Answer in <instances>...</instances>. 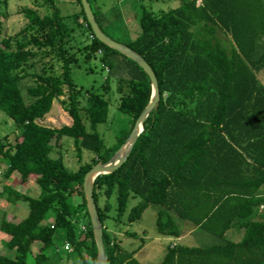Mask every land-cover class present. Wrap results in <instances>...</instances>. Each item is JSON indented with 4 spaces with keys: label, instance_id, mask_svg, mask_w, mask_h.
Returning a JSON list of instances; mask_svg holds the SVG:
<instances>
[{
    "label": "trees",
    "instance_id": "trees-1",
    "mask_svg": "<svg viewBox=\"0 0 264 264\" xmlns=\"http://www.w3.org/2000/svg\"><path fill=\"white\" fill-rule=\"evenodd\" d=\"M30 1L33 7L20 12L26 25L0 42V112L17 133L14 144L0 138V174L6 165L5 180L19 174L20 184H36L40 196L31 198L8 185L0 191L7 203L29 206V215L18 224L3 217L0 231L10 238L4 245L16 256L0 255V264H28L30 256L35 264H96L84 178L97 164L110 161L129 138L150 103L151 80L137 63L97 40L80 0L76 5L81 9L70 16L62 15L58 0ZM89 1L104 32L103 12ZM181 1L177 9L159 14L143 8L141 32L125 44L153 69L161 100L128 161L95 181L107 261L141 264L138 251L126 250L110 232V201L116 196V223H124L130 200L139 198L124 224L141 220L154 206L164 238L178 240L201 230L219 242L171 245L161 264H264V0ZM8 3L0 0V31L9 16L2 13ZM78 56L85 61L99 57L107 73L103 94L74 84ZM28 79L34 84L23 90ZM112 80L119 111L132 123L117 146L107 148L96 128L108 121L106 95ZM56 102L72 119L71 126L39 124ZM66 137L73 140L80 164L75 172L63 156L52 157ZM83 151L94 154L90 163L82 164ZM176 219L193 229L181 231ZM59 232L61 248L55 244ZM125 237L139 238L130 232Z\"/></svg>",
    "mask_w": 264,
    "mask_h": 264
},
{
    "label": "rangeland",
    "instance_id": "rangeland-1",
    "mask_svg": "<svg viewBox=\"0 0 264 264\" xmlns=\"http://www.w3.org/2000/svg\"><path fill=\"white\" fill-rule=\"evenodd\" d=\"M64 1V0H63ZM66 1V0H65ZM188 2L190 0H184ZM93 3V9L96 11V5ZM99 5L102 6V10L108 12L106 19L109 21L105 23L102 19V27L105 34L113 39L114 41L123 45L129 44L135 36L141 32L138 19L143 8L152 10L156 14L162 12H169L177 9L181 6V0H98ZM25 7H33L30 0H9L8 8L3 9L2 13L8 14V19L3 21V27L0 31V42L6 37L16 35L25 25L26 20L23 15L20 14L21 10ZM59 9L63 16H70L77 12L81 8L76 4H60ZM42 14H46L47 10L41 11ZM82 39H80L81 41ZM79 64L72 67V79L74 84L84 91H91L96 94H103V87L105 85V79L107 73L105 72L103 65L98 58L90 61H85L82 56H78ZM261 81L264 84V72L261 75ZM31 79L25 80L22 84L23 90L33 86ZM111 91L106 95V99L109 101V116L108 121L105 124H100L96 128V132L103 138L107 148H114L118 144L120 137L125 135L131 128L132 119L130 116L123 114L119 111V94L117 91V82L112 80L110 82ZM72 119L65 113L58 102L54 104L52 112L44 120L40 121L39 124L60 129L64 126H71ZM88 132H92L90 123L86 122ZM16 130L14 123L4 113L0 112V138L8 137V141L11 144L15 143ZM63 156L65 165L71 171H77L79 169V162L76 157V151L74 142L71 138H63L62 142L59 143L57 148L52 154L53 158ZM94 154L89 151H83V162L82 164L90 163L94 159ZM5 170L0 174L2 185L14 186V190L19 193L37 199L40 196V189L36 184H29L24 186L20 184L21 177L19 174H14L11 181L4 179ZM1 185L0 190L3 189ZM81 199L77 198L76 202L79 203ZM105 198L101 201V207H105ZM112 211L110 212V218H117V200L116 196L111 199ZM141 200L139 198L131 199L128 205V212L123 219L126 222L127 215L129 212L136 207ZM157 211L158 208L151 206L143 214L141 220L128 225L127 223H116L112 219L108 223L110 226V232L112 235L119 238L122 246L129 251H138L136 259L141 264H161L164 260L167 250L171 245H183V246H194V247H210L219 244L218 240L201 231L195 230L192 236L186 235L181 240L174 238H164L159 235L157 229ZM10 214H14L16 219L13 221L18 222L24 220L29 215V206L24 202H17L16 204H9L6 200L0 199V225L3 217H10ZM52 216V215H51ZM50 216V217H51ZM14 223V222H13ZM19 223V222H18ZM176 224L181 231L192 230L191 225L185 221L176 219ZM1 232V231H0ZM135 233L139 236L138 239H129L125 237V233ZM63 233L59 234L55 238L56 246L63 244L62 236ZM5 237L4 234H2ZM241 238L238 236L235 238L236 241ZM144 242H143V241ZM144 243V245H143ZM143 245V247H142ZM60 247V248H61ZM36 252V247L33 249ZM0 255L8 258H15L16 252L10 251L5 248V245H0ZM61 256L65 258V252L62 251ZM28 264H35L33 256H30L27 261Z\"/></svg>",
    "mask_w": 264,
    "mask_h": 264
},
{
    "label": "water",
    "instance_id": "water-1",
    "mask_svg": "<svg viewBox=\"0 0 264 264\" xmlns=\"http://www.w3.org/2000/svg\"><path fill=\"white\" fill-rule=\"evenodd\" d=\"M87 21L90 24L92 31L99 42L106 47L113 49L128 59L137 63L143 69L146 75L151 80L152 96L149 105L143 111L137 120L129 138L122 145V147L115 153V155L107 163H99L94 166L85 176L83 183V190L85 201L87 204L88 213L94 233V238L97 246V261L96 264H108L106 251L104 246V227L100 218L98 207L94 197V185L99 176L110 175L118 171L128 161L134 146L136 145L140 135L144 131V125L149 119L152 112L157 108L161 100V93L157 77L151 66L136 52L129 47L118 43L108 37L100 28L92 6L89 0H80Z\"/></svg>",
    "mask_w": 264,
    "mask_h": 264
},
{
    "label": "crops",
    "instance_id": "crops-1",
    "mask_svg": "<svg viewBox=\"0 0 264 264\" xmlns=\"http://www.w3.org/2000/svg\"><path fill=\"white\" fill-rule=\"evenodd\" d=\"M59 1V5L60 4H68L69 3V1H71V4H76V0H58ZM94 3H95V5H96V8H99V10H101L103 13V21L105 22V23H108L109 24V21H107V19H106V16H107V14H108V12H106V11H103L102 10V6L101 5H99V3H98V0H94L93 1ZM78 12V11H77ZM76 13V12H75ZM139 35V34H138ZM136 38H137V36H135ZM136 38H133V40H135ZM132 40V41H133ZM4 168H6L7 169V166L6 165H2L1 166V171L3 172L5 169ZM9 182L11 181V179L10 180H8ZM3 186V185H2ZM12 186V185H11ZM12 187H14V186H12ZM0 191H2V190H0ZM10 217H7V220L9 221V222H14L15 224H18V222L20 223L21 221H18V222H15V221H13V219H16V217H15V215L14 214H10L9 215ZM2 232H0V245H1V247L6 243V242H8L9 240H10V238L9 237H7L6 235H5V237H3L2 236ZM193 235V233H190V234H188V236H192ZM182 239V238H181ZM181 239H178V241L179 240H181ZM189 247H194V246H189ZM129 251V250H128ZM138 254V253H137ZM137 254L135 255V258L137 257Z\"/></svg>",
    "mask_w": 264,
    "mask_h": 264
},
{
    "label": "built area",
    "instance_id": "built-area-1",
    "mask_svg": "<svg viewBox=\"0 0 264 264\" xmlns=\"http://www.w3.org/2000/svg\"><path fill=\"white\" fill-rule=\"evenodd\" d=\"M66 249L70 251V249H69V246H68V245L66 246Z\"/></svg>",
    "mask_w": 264,
    "mask_h": 264
}]
</instances>
